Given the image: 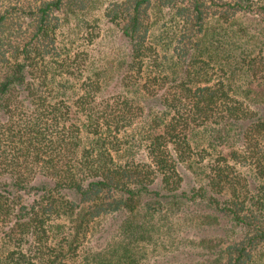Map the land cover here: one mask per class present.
<instances>
[{"label": "trees", "instance_id": "16d2710c", "mask_svg": "<svg viewBox=\"0 0 264 264\" xmlns=\"http://www.w3.org/2000/svg\"><path fill=\"white\" fill-rule=\"evenodd\" d=\"M245 15L264 32V0H0V264H139L178 228L177 264H264Z\"/></svg>", "mask_w": 264, "mask_h": 264}, {"label": "rangeland", "instance_id": "374dc122", "mask_svg": "<svg viewBox=\"0 0 264 264\" xmlns=\"http://www.w3.org/2000/svg\"><path fill=\"white\" fill-rule=\"evenodd\" d=\"M237 22L242 24V27L238 31L239 37L236 39L237 48L241 51V54L244 53V56H242L245 57V60L250 61L253 66L252 70L256 73L254 75L255 80L264 84V42H262L264 32L259 29L249 15L237 17ZM100 29L106 39L112 41L113 44L117 42L115 30L112 26H109L106 22H102ZM258 105L260 103H255L253 106ZM203 211L204 209L197 207L198 213ZM197 235H190L189 232H185V230L179 228L177 230L170 229L168 232L161 233L158 236L159 240H157L154 248H151L150 245L139 248V264H177L179 263L178 257L182 261L187 260L186 257H190V253H193L194 250H192L193 248L190 246L188 240L182 239L187 237V239L196 241ZM93 242L94 240H92L91 236L89 248L93 246L91 245ZM104 242H100L99 246L105 244Z\"/></svg>", "mask_w": 264, "mask_h": 264}]
</instances>
